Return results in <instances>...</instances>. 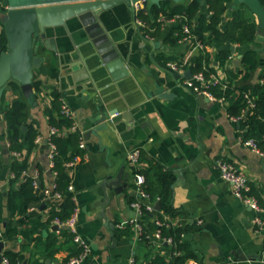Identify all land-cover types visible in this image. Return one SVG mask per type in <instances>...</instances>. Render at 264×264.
<instances>
[{
	"label": "crops",
	"instance_id": "1",
	"mask_svg": "<svg viewBox=\"0 0 264 264\" xmlns=\"http://www.w3.org/2000/svg\"><path fill=\"white\" fill-rule=\"evenodd\" d=\"M235 5L233 0L228 4L226 15H231ZM145 11L153 17L150 8ZM205 11L204 5L196 18ZM255 14L258 28L264 30V12ZM157 20L160 21L159 35L151 33L153 26L148 30L142 27L151 35L149 38L140 32L139 25L121 30L118 36L125 42L121 55L126 67L119 66L116 71L125 70L123 77L114 79L105 68L97 80L102 85L109 81L102 90L114 94L117 98L114 105H118L121 115L125 107L135 105L133 108L138 110L135 118L127 122L120 119L119 125L109 119L106 127L89 134L84 133L95 127V120L100 115L96 101L100 99L98 91L89 86H75L67 77V57L60 58L58 51L44 44L37 46L39 64L33 67V81H37L39 87H33L34 98L29 100L18 82L5 89L0 97V183L7 185L11 160L18 156L9 147L3 110L14 96L19 95L26 101L25 124L36 127L42 137L28 155L29 171L33 175L42 167V182L45 186L53 184L55 173L50 165V146L46 141L50 124L45 108L51 103V89L56 87L73 110V130L80 133L85 149V154L79 155L80 159L68 167L76 202V232L88 245L87 255L78 264H128L131 257L141 263L147 262L149 255L163 251L162 242L152 236L155 224L148 244L140 239V233L133 226L135 219L142 224L155 221L156 213L138 214L130 205L138 194L127 158L133 148L142 149L176 174L172 204L178 214L172 220L174 224L187 228L182 239L194 253L187 258V264L191 260L199 264H264V227L254 223L255 210L233 192L231 182L221 176L217 163L220 157L234 162L264 201V153L257 152L240 139L239 120L228 113L235 94L221 100L200 99L182 83L187 77L185 71L191 67L173 71L167 65V61L181 60L187 55L192 62L194 55L206 50L210 64L216 67V74L224 77L226 66H239L241 62L237 64L234 59L243 51L253 49L258 64L246 82L254 85L260 81L264 70V34L257 39V28V36L252 42L235 43V49L230 53L232 57L223 66L219 64V58L226 48L225 43L212 41L200 50L196 46L197 37L192 33L172 42L171 38L188 22L187 18L184 15L170 18L159 15ZM169 56L174 59H166ZM175 72H179V76ZM165 89L170 97L161 96ZM123 100H126L125 104ZM143 165L145 160L141 159L140 166ZM122 168L128 173V186L121 193H116L113 188L104 190L102 185L107 175L115 177ZM46 200L57 202L58 199L51 196ZM141 200L146 202L148 199ZM35 211L37 208H29L27 212ZM4 212L9 216L7 207ZM199 218L202 220L200 224L197 222ZM126 225L133 230L127 232ZM61 227L63 224L54 221L42 230V235L44 238L51 232L59 235ZM0 238L6 243L3 249L23 251L30 259L37 255L32 245L23 249L26 239L20 234L8 237L3 230ZM67 254L68 250L62 248L55 252L53 259H40L46 262L50 258L49 263L60 264ZM26 263L27 260L23 262Z\"/></svg>",
	"mask_w": 264,
	"mask_h": 264
},
{
	"label": "trees",
	"instance_id": "2",
	"mask_svg": "<svg viewBox=\"0 0 264 264\" xmlns=\"http://www.w3.org/2000/svg\"><path fill=\"white\" fill-rule=\"evenodd\" d=\"M232 0H205L207 11L199 13L202 8L200 0H162L160 4H154L150 9L153 17L145 10L139 11V16L145 20V29L154 27L151 31L154 35L161 33L159 15L170 18L175 15H184L190 24V32L197 39L206 45L212 41L231 44H245L252 42L257 36L258 23L254 10L246 3L241 2L234 6L231 15H226L228 4ZM264 8V0H260ZM4 0H0V10H5ZM188 33L178 30L177 34L171 38L172 42L184 37ZM226 46V45H225ZM7 49V36L3 24L0 26V52ZM231 53V48L227 47L221 51L219 64L226 65ZM173 58L172 56L167 57ZM180 61V60H177ZM207 63L205 66L204 64ZM258 59L253 49H247L241 53V63L237 67H225V76L220 77V81L211 84L210 88L218 97H230L235 94L233 101L228 106V113L239 117L240 133L246 137H253L258 147L264 151V70L260 74V81L252 85L246 80L250 78L252 71L256 68ZM192 71L203 70L207 76L216 73V67L209 62L208 52L200 51L194 55L191 64ZM17 81L11 80L9 84L13 87ZM33 87L38 88L39 83L33 81ZM248 92L252 99L250 106L245 93ZM51 103L45 108L50 126H55L58 131L50 135V140L55 143L56 151L53 156L52 169L55 171L53 191L62 194L57 202H48L45 198V184L42 182V167H39V184L34 183V176L29 171L28 155L36 145L35 137L39 131L31 124H25L26 101L19 95L14 96L4 107L3 116L6 121V135L9 147L18 153L10 163L11 175L7 185L0 183V233L10 237L20 234L26 239L22 247L32 245L37 253L33 259L26 258L23 251L3 249V255L9 258L10 264H53L47 263L40 258H54L55 252L60 249H67L68 254L62 260H68L73 255H78L82 251V245L74 239V231L66 225L60 228L59 235L55 232L49 233L45 238L42 230L54 221L63 222L68 219L76 208L73 190L69 184L71 176L66 163L73 159L75 155H84L85 149L80 146L82 137L76 130L70 129L73 119L65 114L61 108L62 92L53 87L50 91ZM22 124L26 127L22 130ZM67 129V131H65ZM140 159L145 160L143 166H132V172H143L145 182L144 190L151 199L159 196L160 208L156 209L155 218L168 220L170 225L161 229L162 235L173 237L172 243L162 241L163 251H157L147 258L148 264H187V258L194 256L188 249L187 242L182 239L181 232L186 227L173 223L178 211L172 204L173 185L176 174L165 168L160 162L155 160L148 153L140 149ZM1 163V157H0ZM5 191V196H4ZM252 192L258 196L259 201L264 204L259 195V191L252 186ZM43 207H40L42 203ZM9 210L6 216L5 208ZM29 208H37V211L28 213ZM146 215H152L147 211ZM43 212L46 213L43 216ZM167 216V218H166ZM154 221L143 224L140 239L145 243L151 241L150 231ZM187 229V228H186ZM125 230L131 232L133 229L126 225ZM32 247V248H33ZM183 251V252H182Z\"/></svg>",
	"mask_w": 264,
	"mask_h": 264
},
{
	"label": "water",
	"instance_id": "3",
	"mask_svg": "<svg viewBox=\"0 0 264 264\" xmlns=\"http://www.w3.org/2000/svg\"><path fill=\"white\" fill-rule=\"evenodd\" d=\"M132 1L134 0H4L6 9L0 10V21L7 36V49L0 52V97L5 89L10 88L9 82L15 80L29 100L34 98L33 67L39 64L36 48L39 44H44L58 51L60 58L67 57V77L75 86L92 87L100 95V99L96 100L100 115L95 120V127L84 134L106 127L109 119L116 125L120 124V119L125 122L133 120L138 112L133 108L135 105L125 107L121 115L118 113V105H114L117 101L114 94L102 90L109 81L103 85L97 81L105 68L111 72L112 78L123 77L125 70L116 71L119 66L126 67L121 55L125 42L118 35L121 30L137 25L134 22ZM161 1L143 0L141 9L146 10ZM233 2H244L259 15L264 12L260 0ZM200 3L204 5L206 2L200 0ZM72 22L73 25L70 24ZM262 34L264 30L260 27L257 39ZM226 46L231 50L235 49L234 44L226 43ZM240 58L241 55L234 62L239 64ZM191 74L192 70L188 68L185 75ZM175 75L179 76V72H175ZM161 96L170 97V93L165 89L161 91ZM198 97L208 99L203 94H198ZM123 101L125 104L126 100ZM21 127L24 130L26 126L22 124ZM127 178L128 173L122 168L115 177L108 174L102 186L104 190L113 188L116 193H121L128 186ZM44 205L43 202L40 207ZM155 208H160L159 201H156ZM5 244L4 239L0 238V264ZM46 262H51L50 258Z\"/></svg>",
	"mask_w": 264,
	"mask_h": 264
},
{
	"label": "built area",
	"instance_id": "4",
	"mask_svg": "<svg viewBox=\"0 0 264 264\" xmlns=\"http://www.w3.org/2000/svg\"><path fill=\"white\" fill-rule=\"evenodd\" d=\"M142 6H143V0L132 1V7H133V12H134V22L140 26V29H141L140 32L144 35V37L149 38L151 35L145 29L142 28V27H145L146 22L144 19H142L139 16V11L142 10L141 9ZM181 30L190 34L189 33L190 24L188 22L184 23L181 27ZM196 46L200 50H202L206 47V44L203 41L197 39ZM230 57H232V55H229V58ZM191 64L192 62L190 61L189 55H187L180 61L172 60V59L167 61V65L173 71L181 70L184 67H191ZM219 81H220V76L218 74L211 73L209 76H207L203 70H197V71H192V74L190 76L184 77L182 80V83L188 89H190L192 92L196 94H203L210 99L221 100L224 97L216 96L210 88L211 84L218 83ZM245 97H247V100L250 103L249 105L251 106L253 103H252V99L249 96L248 92L245 93ZM61 108L65 114L70 115L72 118H74L73 110L70 108V106L67 104V102L65 101L63 97H62V102H61ZM232 118L236 120L239 119V117L234 116V115H232ZM74 127H75V121H73V124L71 125L70 129H74ZM55 131H58V128L55 126H50L49 136L46 140L50 146V165L51 167L54 162L53 156L56 151V146H55V143H53L50 140V135L54 133ZM240 139L245 145L251 147L252 149L256 150L259 153H264V151H262L258 147L253 137L244 138L242 135H240ZM41 140H42V137L38 134L35 137V142H40ZM80 146L82 147L84 146L83 141L80 142ZM127 158L131 166H140V163H141L140 149L133 148L129 150L127 154ZM79 159H80V156L75 155L73 159L69 160L66 163L67 167H70L71 165L76 163ZM217 163L219 166L221 176L231 182L233 192L238 197H240L246 204L250 205L255 210L256 215L253 219L254 223H256L258 227H261V228L264 227V205L260 203L258 196L252 192V183L250 182L246 174L243 171H241L234 162L230 161L229 159L225 157L218 158ZM133 174H134V182H135L138 194H137V197L134 198L130 202V205L134 209H136L138 214H146L144 209H146L147 211H151V212L155 211L156 210L155 203L156 201H158L159 196H156L154 199H151L149 194L144 190L143 184L145 182V175L143 172H135ZM39 175L40 173L38 170H36L33 174L35 184H39V177H40ZM54 185L55 184L53 182L51 186H46L44 188L46 199H48L51 196H54L57 199L62 197V194L60 192L53 191ZM68 188L70 190H73V185L71 182ZM141 198H147L148 200L146 202H143ZM76 216H77V212L75 208L74 212L68 219H66L63 222L56 221L60 224L70 227L72 231H74L75 233L74 239L78 241L83 247L82 251L78 255H73L69 257L68 260H62L60 264H78L84 259V257L88 253V245L86 244L84 240L81 239V237L76 232V228H75ZM154 219H155L154 221L155 230L153 231L152 236L155 237L159 241V243H161L163 240L169 243H172L173 237L170 235L164 236L162 235V231H161L163 227H168L170 225V222L168 220H161L158 218H154ZM197 222L200 224L202 220L199 218ZM133 226L137 233L142 232L143 224L139 220L135 219L133 221ZM183 235H184V232H181V237ZM0 236H1V233H0ZM2 264H10L9 258L3 255ZM128 264H148V263L147 262L138 263L134 257H131L128 260ZM188 264H199V263L196 260H191ZM224 264H230V262H226Z\"/></svg>",
	"mask_w": 264,
	"mask_h": 264
}]
</instances>
